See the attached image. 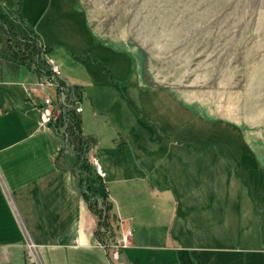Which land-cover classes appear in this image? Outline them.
<instances>
[{
    "label": "rangeland",
    "instance_id": "obj_1",
    "mask_svg": "<svg viewBox=\"0 0 264 264\" xmlns=\"http://www.w3.org/2000/svg\"><path fill=\"white\" fill-rule=\"evenodd\" d=\"M0 14L18 31L21 20L27 28L37 23L35 32L50 50L42 60L52 58L62 76L84 89L76 106L88 140L84 152L98 155L104 171L107 161L131 176L141 162L143 169L158 164L147 174L151 186L184 177L210 182L213 175L195 171L197 159L188 156L205 153L202 166L218 151L227 161L215 177L222 182L218 198L232 199V216L247 213V198L255 213H264V0H0ZM3 39L8 44L0 26V68ZM11 47L30 52L16 42ZM57 89L55 83L37 97L66 103ZM43 131L54 150H64L55 128ZM152 151L167 153L173 167L159 165L157 156L136 157ZM181 161L190 170L181 169ZM205 193L214 198L213 191ZM109 215L101 235L106 246L97 241L115 261L133 232ZM205 241L192 239L194 245Z\"/></svg>",
    "mask_w": 264,
    "mask_h": 264
},
{
    "label": "crops",
    "instance_id": "obj_2",
    "mask_svg": "<svg viewBox=\"0 0 264 264\" xmlns=\"http://www.w3.org/2000/svg\"><path fill=\"white\" fill-rule=\"evenodd\" d=\"M37 25L27 28L21 20L18 29L35 34L48 48L35 32ZM1 59L0 86L5 89L0 93V264H264V213H255V204L247 198V213L232 216V199L218 198L222 182L215 177L220 178L222 162H227L218 151L209 153L202 166L198 159L206 158L205 153L188 156L197 159L195 171H208L212 181H188L183 176V182L155 186L145 182L147 174L158 171V164L143 169L136 162L131 176H126L107 161L104 171L98 155L85 153L106 173L92 185L97 189L105 185L118 224L133 232L130 245L111 261L95 237L99 217L83 197L75 159L54 150L51 137L42 133L37 117L42 103L37 96L45 92L40 84L46 76ZM16 75L19 80H13ZM85 139L88 145L86 135ZM154 154L141 152L136 157ZM166 156H157L159 165L166 163ZM180 164L190 170L189 164ZM172 165L166 163V168ZM225 174L229 180L224 184L231 188V165ZM206 190L213 191V199ZM194 238L206 239L207 244L194 245Z\"/></svg>",
    "mask_w": 264,
    "mask_h": 264
},
{
    "label": "trees",
    "instance_id": "obj_3",
    "mask_svg": "<svg viewBox=\"0 0 264 264\" xmlns=\"http://www.w3.org/2000/svg\"><path fill=\"white\" fill-rule=\"evenodd\" d=\"M0 16L3 18L0 26L4 34L6 33L8 42V44H5L3 39L2 58L22 65L30 71L51 77V71L46 61L42 60V55L49 54L50 50L38 43L35 34L25 35L21 33V31L16 30L14 24L7 17L1 14ZM12 42H16L17 46L25 45L30 52L15 51L11 47ZM56 80L58 83V94L65 97L66 105H60L59 115L56 117L52 127L56 129L57 134L64 141V152L72 156L76 161V171L79 175L83 197L91 212L99 216L95 237L103 244L104 241L101 235L103 229L110 227L108 222L109 214L112 213L114 217L117 216L113 211L114 206L109 199L105 185L101 184V189H97L92 185L98 177L100 179L101 177L98 175L95 165L85 155L84 149L87 143L83 130V120L76 112V106L83 103L85 97L84 89L78 84H72L69 79L62 75L56 76Z\"/></svg>",
    "mask_w": 264,
    "mask_h": 264
},
{
    "label": "built area",
    "instance_id": "obj_4",
    "mask_svg": "<svg viewBox=\"0 0 264 264\" xmlns=\"http://www.w3.org/2000/svg\"><path fill=\"white\" fill-rule=\"evenodd\" d=\"M46 63L51 71V77H47L43 83H41V87L44 88V91L49 90L50 88L57 83L56 76L62 75L60 67L56 65L51 59H46ZM66 103H61L60 105ZM60 105H56L54 100L51 97L46 96L44 99V102L38 106L39 112H40V127L49 130L52 128V125L57 117V110ZM60 112V111H59ZM77 114L79 115L82 112V108L76 109ZM50 127V128H49ZM95 167L96 170L101 178L106 177V173L102 171L101 167L99 166L98 162L95 161ZM132 235L131 232H129L127 235L125 234L123 236L124 242Z\"/></svg>",
    "mask_w": 264,
    "mask_h": 264
}]
</instances>
